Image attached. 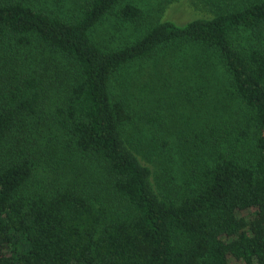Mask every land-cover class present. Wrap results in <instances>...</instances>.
Wrapping results in <instances>:
<instances>
[{
	"label": "trees",
	"instance_id": "16d2710c",
	"mask_svg": "<svg viewBox=\"0 0 264 264\" xmlns=\"http://www.w3.org/2000/svg\"><path fill=\"white\" fill-rule=\"evenodd\" d=\"M211 5L142 27L133 0H0V46L36 55L0 52V264H264V0ZM113 17L143 30L103 40ZM52 88L63 157L31 127Z\"/></svg>",
	"mask_w": 264,
	"mask_h": 264
},
{
	"label": "rangeland",
	"instance_id": "374dc122",
	"mask_svg": "<svg viewBox=\"0 0 264 264\" xmlns=\"http://www.w3.org/2000/svg\"><path fill=\"white\" fill-rule=\"evenodd\" d=\"M133 1L139 4V6L143 8L145 19L144 21L141 22L142 27L146 26L147 22L149 23L151 22V20L153 21V19L155 18L157 20L160 17L172 19V21L175 22L176 24L183 26V24H180V23H183L186 21V23L184 24L186 25L187 20L191 21L195 19V16H210V14H212L210 11L213 10L211 4L215 3V0H181L180 2H174V3H167L169 0H133ZM159 1L164 2V5L159 6ZM159 12H160V15H159ZM142 30L143 28H139L138 26L124 23L121 20H116V18L113 17L111 21L107 23V26H104L103 28H101L99 35H100V38L103 40H110L114 44H118L124 41L135 40ZM34 51L35 52L42 51L44 52L45 56L52 55L51 52L45 51L40 46H38L37 50L34 49ZM0 52L2 55L5 54L6 52L10 54L11 56L10 63L12 62L13 66H15V64L20 59L22 60V63L24 65L28 66L29 65L27 64L28 61L34 60V58L36 57L35 53L32 52V48L30 49V48L22 47L21 50H17L16 48H10L8 44H5V47L0 46ZM31 53H32L33 58L29 56ZM169 58L170 57H168L166 60H161L158 63L161 71L163 70V67H167L168 64L171 63ZM2 60L0 61V64H2L3 62ZM167 70H169V68ZM130 71H131V74H137V72H140V71H142V73L148 74V72L151 71V67L150 65L146 63H141L139 65H136ZM145 79L149 80L148 77H145ZM163 80L167 81L168 78L167 80L166 79H163ZM170 81H173V80H170ZM197 92L198 94H201L199 91ZM55 93H57L56 88H52L51 91H49L50 97L46 103L45 110L42 114L43 115L42 118L46 120L45 123L38 122L40 126L35 124V125H32L31 127L33 128V131H32L33 137L35 139H38L42 143L43 147L44 146L45 147L50 146L53 148L58 147V150H59L58 155H60V157H63L62 146H64L66 136L61 129L59 130L58 126L56 125V120L54 118V114H55L54 105L57 99ZM220 100L222 99L220 98ZM166 105H167L166 99H164L163 97L162 105H161L162 110L157 115L158 117L159 116L163 117V121H164L163 124L172 125V123H176L178 119V122L176 125L179 127L184 126L185 123L183 121L187 119L186 117L188 114L187 111L183 109L176 110V111L170 110L168 109ZM181 107L187 108L185 103ZM191 107L194 109H197V108H205L207 107V105H204V104L201 105L197 103L196 106L191 105ZM217 107L219 108L227 107L228 108V101L223 100L222 103H220ZM146 110L148 109L146 108ZM228 112L229 111H225L224 113L228 114ZM206 113H207V109H204V114ZM140 114L142 115L141 122L143 124H147L145 126L148 127V124L150 122L152 123V128H153V124L154 125L160 124L159 123L160 120H157L158 117L155 121H150L149 118L146 117V113L143 110ZM151 136H152V131H151ZM156 142L161 145L162 143L161 138L159 137V139ZM173 153L174 152L171 151V154ZM55 158L56 157L50 158V161L54 160ZM232 264H238V263L235 261H232Z\"/></svg>",
	"mask_w": 264,
	"mask_h": 264
}]
</instances>
